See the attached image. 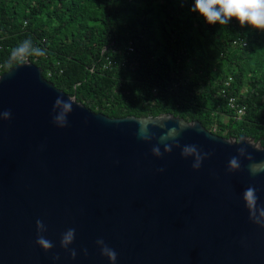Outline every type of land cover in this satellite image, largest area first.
I'll return each instance as SVG.
<instances>
[{
	"label": "water",
	"instance_id": "95a60500",
	"mask_svg": "<svg viewBox=\"0 0 264 264\" xmlns=\"http://www.w3.org/2000/svg\"><path fill=\"white\" fill-rule=\"evenodd\" d=\"M262 161L260 141L199 121L95 113L20 62L0 76V264H112L98 239L115 264H264V212L243 198L254 187L264 206Z\"/></svg>",
	"mask_w": 264,
	"mask_h": 264
},
{
	"label": "trees",
	"instance_id": "16d2710c",
	"mask_svg": "<svg viewBox=\"0 0 264 264\" xmlns=\"http://www.w3.org/2000/svg\"><path fill=\"white\" fill-rule=\"evenodd\" d=\"M194 0H0V76L20 62L112 118L172 114L264 146V31L209 24ZM30 39L28 51L12 49ZM247 44L246 46L244 44ZM234 97L237 109H232ZM245 107L243 115L238 109Z\"/></svg>",
	"mask_w": 264,
	"mask_h": 264
},
{
	"label": "clouds",
	"instance_id": "9594fccd",
	"mask_svg": "<svg viewBox=\"0 0 264 264\" xmlns=\"http://www.w3.org/2000/svg\"><path fill=\"white\" fill-rule=\"evenodd\" d=\"M191 11L198 12L205 21L209 24H227L231 19H236L241 25H249L260 31H264V0H194V5ZM32 41L30 39L24 40L17 45L11 52V58L21 55L36 54L44 56L46 54L45 49L34 48L31 52L28 51L29 45ZM63 106V113L55 118V121L60 124L61 127H65L67 124L66 113L71 112L72 102L71 100H63L61 97H57L54 102V106ZM6 118L11 117V112L4 111ZM158 154V150H154ZM243 151V150H241ZM230 167L238 168L239 164L237 159L233 157L230 160ZM198 166V165H195ZM249 170L252 175L264 172V161L250 165ZM257 190L254 187H248L244 193L243 198L246 204L251 209H257L264 212V206L258 205ZM37 228H43V222L41 220L36 221ZM75 237V229L69 228L62 234L61 245L67 246L72 243ZM98 244L104 245L101 249L102 255H106L112 264H115L117 259V253L115 250L109 248L103 241L98 239ZM36 243L45 250L51 249L53 243L46 239L44 236H38ZM75 255V253H72Z\"/></svg>",
	"mask_w": 264,
	"mask_h": 264
},
{
	"label": "built area",
	"instance_id": "2783aa9c",
	"mask_svg": "<svg viewBox=\"0 0 264 264\" xmlns=\"http://www.w3.org/2000/svg\"><path fill=\"white\" fill-rule=\"evenodd\" d=\"M245 46L247 45L246 43L244 44ZM230 106L232 107V109H237V103H236V99L234 97H232L230 99ZM245 113V107H241L238 109V114L239 115H243Z\"/></svg>",
	"mask_w": 264,
	"mask_h": 264
}]
</instances>
